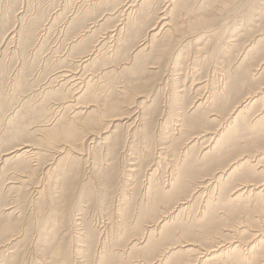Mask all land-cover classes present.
<instances>
[{
	"label": "rangeland",
	"instance_id": "374dc122",
	"mask_svg": "<svg viewBox=\"0 0 264 264\" xmlns=\"http://www.w3.org/2000/svg\"><path fill=\"white\" fill-rule=\"evenodd\" d=\"M141 1L114 0L107 4L101 1V4L98 0H0V264H150L163 243L168 242L160 241L154 247L160 237L158 229L147 245L143 233L163 213L164 207L169 206L170 200L162 196V191L168 189L170 179L178 171L176 157L170 156V152L164 150L162 154L169 159L158 158L162 146L166 142L175 143L173 140L180 144L187 138L177 133L172 109L183 112L185 108L189 112L196 99L188 88L193 79L209 81L215 88L220 80L214 71L216 67L233 66L234 78L238 58L249 45L255 49L249 51L248 57H251L241 68H254L264 58V0H186L193 9L198 7V16L188 15V22L207 20L206 26H210L212 35L198 48L197 41L192 39L197 34L194 28L201 27L196 23L191 30L189 23H184L186 32L180 33L172 44L164 35L168 27L162 29L161 18L167 11L172 10L173 16L188 4L182 5L183 0H171L173 5L170 0H152L149 13L137 19L142 16L137 11ZM130 4L135 5L130 7ZM110 11L114 13L109 16ZM130 22L127 29L126 23ZM29 29L34 30L31 40L27 39ZM153 34L156 39H152ZM233 38L237 43L231 48L225 46ZM144 40L148 43L145 46L141 44ZM207 41V51L215 53L204 60L202 53L207 47L202 48ZM140 47L144 49L135 56L134 51ZM91 49H96L97 60L93 65L86 62L85 66L83 60ZM151 66L154 68L149 69ZM252 75L243 88L238 83L242 76L236 75V85L230 83L234 87L232 92L240 89L246 95L253 88L264 86V72ZM18 84L23 88L19 89ZM125 87L129 91L123 96L120 91ZM85 91L87 95L82 99L81 93ZM208 91L203 94L206 96ZM144 96L148 100L139 104L145 100ZM236 96L230 101L235 102ZM90 100H96L99 109L105 111L111 104L120 105L113 110L115 114L125 112L126 105L134 106L128 114L133 116L130 120L125 117L123 123H118L121 125L106 128L110 117H103L98 125L90 123L81 111L85 108H80L91 104L83 103ZM261 109H264V98L247 111L246 121H252ZM139 116L147 119L140 125ZM72 120L79 124L76 133L59 137L55 145L44 140L42 143L48 136L45 127H51L47 132H64L66 123ZM137 125L142 128L139 130ZM113 129L118 132L114 133ZM91 131L97 134L94 140L91 136L85 138ZM207 137L200 141L205 142ZM251 139L257 140L254 133L242 130L239 142ZM66 142L71 145L70 151H58L59 145ZM81 143L85 147L82 154H77L74 150H79ZM20 147L29 150L25 164L17 156L6 153ZM201 147L198 144L194 151ZM38 150L40 156L34 155ZM263 151L264 144H261L250 155L256 158ZM187 166L192 168L191 164ZM36 186L43 189L41 194L37 193ZM199 201L194 206L197 208L191 209L193 213L182 214L178 228L171 230L172 237L199 230L195 222L201 207ZM238 217V214L232 215V221ZM188 226L194 228L188 229ZM250 228H256L253 221Z\"/></svg>",
	"mask_w": 264,
	"mask_h": 264
},
{
	"label": "bare ground",
	"instance_id": "6f19581e",
	"mask_svg": "<svg viewBox=\"0 0 264 264\" xmlns=\"http://www.w3.org/2000/svg\"><path fill=\"white\" fill-rule=\"evenodd\" d=\"M101 1L104 4L105 3L107 4L110 1L114 2V0H98V2L102 4ZM223 1H227V0H223ZM113 2H112V4H113ZM141 2L142 3L140 4L139 8H137V11L141 12L142 16L137 18V19L143 18L144 16H146L149 13L148 11H149L150 5L152 3V0H142ZM169 4L170 3H168V5ZM183 4H188V3L186 0H183L182 5ZM134 5L135 4H130V7H134ZM172 5H173V2H172ZM130 7L128 8L129 10H130ZM114 8L115 7L111 8V9L114 11ZM197 8L193 9V7L188 4L187 8H183L181 6L180 9L176 13L173 14V16H172V10H171V11H167L165 13V16L163 18H161L162 19L161 20L162 29H164L165 27H168L166 29V32L164 33V35L169 40L168 41L169 44L174 43V40L178 39V36H180L179 35L180 33L186 32V30L184 29V26H186V25H183V24L184 23L186 24V22H188V20H187L188 15L198 16V14L196 13ZM123 10H124V8H123ZM111 11L108 13L109 16L113 15V13L115 12V11L114 12H111ZM129 14H131V13H129ZM167 14H169V15H167ZM168 16H170V18H167ZM129 18H128V20H129ZM131 18H132V16H131ZM35 21H37V20H35ZM135 21H137V20H135ZM135 21L132 22L133 26H134ZM188 23L190 25V30L193 28L192 25H195V23L197 26H201L200 30L198 29L199 27L194 28V30H196L195 33H197V34H196L195 38H192L193 40L197 41L196 46L198 48V45H201L202 42L207 40V37L212 35L211 31H210V26H206V25H208L207 20L206 21L205 20H199L198 21V19H197L196 22L193 20V21L188 22ZM130 24H131V22L129 24L126 23L127 29L130 26ZM123 25L125 26V23ZM29 30L30 31H28V33H27V39L31 40L33 38L34 30H32V29H29ZM111 31H113V30H111ZM110 34H111V32H110ZM153 35H155V34H153ZM156 37L157 36L155 35L152 37V39H156ZM144 39H146V38H144ZM234 39L235 38L228 40L225 46H227L228 48L233 47L234 44L237 43V42L234 43V41H235ZM20 40H21V38H20ZM259 41H260V39H259ZM257 42H258V40H257ZM141 44L145 46L146 44H148L147 40H144L143 42H141ZM208 44H209V41L205 42L204 47L202 49H205ZM96 45H98V44H96ZM253 46L254 45H249L248 47H246V49H245L246 51L244 50L245 52L243 51V53H241V55L239 56V58H238L239 60L237 62L238 64L236 65V67H234V70L237 71L234 75V78H233V74H234L233 73V66H231L229 64L225 65L223 67L222 66L216 67V69L214 70L215 72H217L216 74H218L219 79H220V80H218L219 83L217 82L218 84L215 86V88L212 86L211 82L210 83H209V81L204 82V81L199 80L201 78L195 77L196 79H193V81L191 82V85H189V87H188L189 89H191L193 91V93H194L193 95H195V97H196V99L193 98V100L194 99L195 100L192 103V105L190 106L189 112L186 111L185 108H184L183 112L172 109L173 118L175 120L174 123L176 124V128L179 129L177 133L180 134L181 136L183 135L184 137L187 136V138H185V140L183 142H181L183 140V138L181 141L179 140L181 142L180 144H178V142H177L178 140H176V141L173 140L175 143H168V142L164 143V145L162 146V149L160 151V156H158V158L163 159V160L169 159V158H166L165 156H162V154L164 153V150L167 153L170 152V156L174 155L173 157H176V158H174V162H175V160L177 161V164H176L177 168L176 169L178 171H175L172 178L170 177L171 179L169 181L168 189L163 190L161 188L163 190L162 196L164 198H168V201L170 200L169 202H167V204L169 203V206L164 207V209L162 210L163 213L159 214L155 218L154 221H152L150 224H148L147 225L148 227H146V232L144 231V233H143L146 235V236L143 235L144 239H145L143 241H147L146 243L148 245L150 243V242L148 243L150 237H154L153 235H154L155 231H157L158 229L160 230L157 233V234H159L160 237H158L156 239L154 247H156V244H158L160 241L168 240V242L163 243V248H161L160 253L159 254L157 253V256L153 259V261L150 264H264V151L259 152V154H257L256 158L255 157L252 158L253 156L250 155L252 153H255V151L257 152L259 146L261 144L262 145L264 144V109L263 110L261 109L262 111H260L255 116V118L253 117L254 119L252 121H246L247 118H245L247 116L246 114L248 113L247 111L250 110V108H252V106H254L258 101H261V99L264 98V86H261L260 88H253V90L249 89L250 91L246 92L247 93L246 95L239 92L238 90H240V89H238V90L234 89L236 92L233 91V92H235V95L233 94V98H234V96L238 95V96H236V99H239V100L235 99V102H233V100H232L233 103L230 101V98L233 99L231 94L233 93L232 88H234V87H232V88L230 87V83H232V86L236 85V84H234L235 78H237L236 75L239 74L242 76L238 80V83L240 85V88L241 87L243 88L248 83L247 80L251 76H253L252 74L257 75V74H262L264 72V58L263 57H262L263 58L262 60H261V58L258 60L259 63L256 64L254 68H253V66L241 68V67H243V65L245 63V60H247L248 58L250 59L251 56L248 57V55L250 54L249 51L251 49H255V48H253ZM215 48L217 49V46ZM142 49H144V48L140 47V48L136 49L134 51V55L139 56ZM207 49H208V47L206 48L205 53H202V55H204V60L207 58H210V55H213L215 53L214 50L207 51ZM95 50L91 49L90 52L88 51L89 53H88L87 57L85 56L86 58L85 59L83 58L84 63L90 61L89 64L93 65L96 62V60H97V57H96L97 53L96 52L97 51L95 52ZM182 50H184V49H182ZM199 51L202 52L203 50H201L199 48ZM223 52H226V50H224ZM218 53H219V51H218ZM98 54H100V53H98ZM199 59H200V56H199ZM77 61H79V60H77ZM201 61H202V59H201ZM247 61H249V60H247ZM125 63H127V62H125ZM87 64L88 63H86L85 66ZM175 65L178 66L179 63L177 62V63H175ZM194 67L195 66H193L191 68L195 70ZM110 68H112V67H110ZM126 68H127V66H126ZM151 68H154V67L151 66L149 69H151ZM79 69H80V67H79ZM83 69H84V67H83ZM192 69H190V70H192ZM198 71H197V73H198ZM76 73H77V71H76ZM189 73H190V71H189ZM194 73H196V72H194ZM79 78H81V77H79ZM89 79H90V77H89ZM189 79H192V78H189ZM204 80H205V78H204ZM23 82L27 84L26 80H24ZM90 82H91V80H90ZM20 83L22 85H24V83L19 82V84ZM93 83H94V81H93ZM93 83L89 84V86L90 85L92 86ZM19 84H18V88L19 89L23 88ZM67 85H68V82H67ZM79 85H80V83H79ZM16 87H13V88H16ZM206 89L209 90L208 91L209 94H206V96H205V94H203V92H205ZM23 91H25V90H23ZM79 91H77V92H79ZM128 91H129V89H128ZM128 91H127V87H125L120 92H122L123 96H126V95H128V93H127ZM175 93L178 94L179 92L175 91ZM53 94H55V93H53ZM81 94H83L81 96V98L83 99L87 95V91H85V93H81ZM139 97H141V96H139ZM17 98H18V96H17ZM144 98H145V100L139 104H142L148 100L146 96H144ZM104 100H106V99L104 98ZM70 101L71 100H69V102ZM108 101H109V99H108ZM90 102H91V104H88L87 106L86 105L85 106L80 105V108L81 107L85 108V109L81 110L83 113H86L84 118L88 119L90 123L92 122V123L98 125L100 122L98 124H97V122L100 119H102L105 116H106L105 118L110 117L107 122L105 121L106 122L105 128L108 127L109 125H111L110 127L116 126V125L117 126L121 125L118 123H123L122 121L124 120L125 117L130 120L131 117L133 116V115L129 116L128 114L131 113L132 108L134 106L132 107V106H128L125 104L126 105V109H124L125 112L115 114V113H113V110L116 108V106H118V107L120 106L118 104H111L108 107V109L105 111L104 109L103 110L99 109L100 107H99L98 102L96 100L85 101L83 103H90ZM30 107L32 108V106H30ZM30 107H29V109H30ZM62 107H64V106H62ZM77 107L79 108V106H77ZM139 107H140V105H139ZM173 108H174V106H173ZM175 108H177V107H175ZM179 108H181V107H179ZM34 109H36V107H33V110ZM18 110H19V108H18ZM103 111H105V113L99 114V113H102ZM16 112H15V115H16ZM255 112L253 115H255ZM94 114H98L99 117H96L98 115H94ZM69 115H71V114H69ZM60 117H61V115H60ZM140 117H141V119L139 121L140 123H138L139 125L141 124V122L144 123L143 121H145V119H146V118H143L142 116H139L138 119ZM11 118H13V117H11ZM102 120H104V119H102ZM243 120H245V122H243ZM72 121L73 122H71V123H68V124L66 123V125H68V126L67 127L65 126L66 129L64 132L63 131L60 132L57 130H52V131L47 132L51 127L50 128L48 127L49 129L47 127H45L44 130L48 136L47 137L45 136L46 140L45 139L41 140L42 143H44L43 142V140H44V141H47L49 143V145L50 144L55 145L59 141V140H57V139H59V137L67 138L68 136L76 133L75 130L79 124L74 120H72ZM86 122H88V121H86ZM132 122H133V120H132ZM139 125H137V126H139ZM58 128L59 127H57V129ZM81 128H82V126H81ZM138 128L140 130V128H142V127L139 126ZM242 130H247L248 133H254L257 140L252 141V139H251L249 142L248 141L243 142V143L239 142L240 141L239 139H241V137H242ZM93 131H96V130H93ZM112 131L114 133L118 132L117 129H113ZM104 132H102V133H104ZM140 132H143V131H140ZM178 134H177V136H178ZM88 136L93 137L92 140H94L96 138L97 134L95 132L92 133V131H91L85 138H87ZM207 136H209V137H207ZM91 137H90V139H91ZM203 137H207L208 142H207V140L205 142L200 141ZM84 139H81V142H83ZM242 139H245V138H242ZM65 141H67V139ZM67 142H69V141H67ZM176 142H177V144H176ZM206 142H207V144L204 145L203 143H206ZM42 143L40 142L39 144H42ZM39 144L37 146H39ZM198 144H201V146L203 145V147H201L197 151H194L195 147H197ZM21 145H23V144H21ZM30 145L28 144V146H30ZM56 146L58 147V145H56ZM70 147H71V145H69L68 143L64 144L62 146L59 145L58 151L64 152V151L68 150L67 152H69ZM84 147H85L84 143H81V148H79V150H74V151H76L77 154H82V150L84 149ZM21 148H23V147H20L16 150H11L10 152H6V153L7 154L8 153L13 154L11 157L17 156L19 158L18 160L20 162H24V164H25V159H28L27 157H28L29 150H27V149L21 150ZM18 151H20V152H18ZM40 153H41V151L38 150V151H34L33 154L37 156ZM254 155H256V154H254ZM171 160H173V158H171ZM135 162H137V161H135ZM135 162H133L132 165ZM153 162H155V161H153ZM189 164L192 165V168L187 166ZM198 165L199 166L202 165L203 169L198 168ZM136 166H138V165H136ZM194 167H196V168H194ZM139 168H136V170L137 169L139 170ZM198 169H199V171H198ZM134 170H135V168H134ZM189 170H193V171L189 172ZM245 171H248V172H245ZM172 172H171V174H172ZM154 174H156V173H154ZM36 184H38V183H36ZM164 188H166V187H164ZM35 189H36L37 193H40V194H41V191L43 190V189L40 190L41 189L40 186H36ZM150 189H152V188L150 187ZM148 191L150 192V190H148ZM148 191H147V194H149ZM151 194H152V192H151ZM198 199H200L199 206L201 205V207H200V210L198 211L199 213L197 212L195 222H196L197 227L200 226L199 230L198 229L193 230V232H192L193 234H189V235H185V236L174 235V237H172L173 229H175L177 227L178 223L180 225V222L182 221L181 220L182 219L181 217H183L182 214L186 213V212L193 213L194 210L192 211L191 209L197 208L194 206H196V204H198ZM195 212H196V209H195ZM234 214H238L239 217H238V219L233 220L234 221L233 222L231 216ZM246 214H247V216H246ZM194 215H195V213H194ZM194 215L192 216L193 218H194ZM138 216H139V214H138ZM186 218H188V217H186ZM183 221H184V219H183ZM252 221H253V226H256V228H254V229L250 228V222H252ZM186 222L187 221H185V223ZM184 224H183V226H184ZM189 228H191V227L188 226V229ZM193 228H191V229H193ZM142 229H143V226H142ZM169 233H171V234H169ZM143 236L141 238H143Z\"/></svg>",
	"mask_w": 264,
	"mask_h": 264
}]
</instances>
